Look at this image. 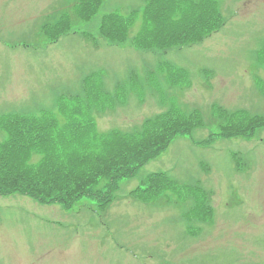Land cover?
I'll list each match as a JSON object with an SVG mask.
<instances>
[{
  "label": "rangeland",
  "instance_id": "374dc122",
  "mask_svg": "<svg viewBox=\"0 0 264 264\" xmlns=\"http://www.w3.org/2000/svg\"><path fill=\"white\" fill-rule=\"evenodd\" d=\"M146 1L106 0L90 22L73 21L71 32L47 44L41 28L71 12L72 0H0V119L57 112L58 97L79 93L83 79L97 71L110 90L127 80L144 82L142 100L134 91L125 95L127 105L97 116L100 132L129 131L169 107L195 109L207 119L214 104L264 117L255 83L264 79V0H217L226 26L191 47L150 53L130 42L110 45L99 35L103 15H128ZM166 63L186 70L190 86L153 85ZM132 72L137 84L130 82ZM215 132L216 126L202 127L177 137L120 182L107 210L90 198L65 209L19 194L0 196V264H264V128L250 138L202 144ZM6 139L0 128V143ZM158 172L213 193V221H198L193 198L179 192L168 190L149 204L135 199L132 191Z\"/></svg>",
  "mask_w": 264,
  "mask_h": 264
},
{
  "label": "trees",
  "instance_id": "16d2710c",
  "mask_svg": "<svg viewBox=\"0 0 264 264\" xmlns=\"http://www.w3.org/2000/svg\"><path fill=\"white\" fill-rule=\"evenodd\" d=\"M104 1L72 0L71 12H64L53 25L46 24L43 33L52 42L58 40L72 29L73 21L92 20ZM141 17V29L131 37ZM223 23L222 14L211 0H148L142 16L137 12L104 15L99 31L111 44L130 40L137 50L166 51L199 43ZM129 79L132 84L139 82L135 72ZM128 82L117 84L111 91L105 86L103 72L86 76L79 93L68 102H58L59 116L65 123L53 114L5 118L9 133L0 143V195L20 193L41 203H60L66 208L84 197H94L101 207L106 206L120 180L132 177L139 167L161 155L177 136L190 135L203 125L198 112L170 109L146 119L133 131L98 133L94 114L106 113L127 102L125 95L134 93ZM213 111L218 130L215 136L252 137L264 127L263 116L229 112L220 107H214ZM37 156L40 159L34 163ZM104 180L105 191L97 189ZM147 183L144 194L150 192V196L178 189L166 174L152 175ZM190 193L197 200L195 217L203 222L210 220L213 212L207 205L208 194L199 188Z\"/></svg>",
  "mask_w": 264,
  "mask_h": 264
}]
</instances>
